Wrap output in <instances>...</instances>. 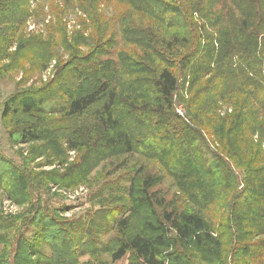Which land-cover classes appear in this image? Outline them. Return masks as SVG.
<instances>
[{
    "label": "rangeland",
    "instance_id": "rangeland-1",
    "mask_svg": "<svg viewBox=\"0 0 264 264\" xmlns=\"http://www.w3.org/2000/svg\"><path fill=\"white\" fill-rule=\"evenodd\" d=\"M189 1L190 19L199 24V0ZM249 1L243 0L246 5ZM154 4L0 0V264H131V253L113 263L115 243L123 234L155 224L162 217L161 201L170 212L203 216L214 238L202 246L193 239L175 249L165 246V254L181 253L188 264H264V235L257 236L256 221L244 215L238 222L247 230L242 239L236 238L239 230L230 222L232 201L246 189L244 174L263 166L251 161L258 154L264 159V115L253 120L252 126L257 123L260 130L245 137L239 136L240 130L231 134L236 121L253 107L244 94L213 99L207 91L218 84L217 75L225 73L228 64L211 58L205 72L210 75L194 85L188 73H180L176 112L204 130L205 145L215 153L229 157V148H238L234 138L245 142L240 147L247 151L232 159L238 182L230 191H207L195 183L188 188V174L180 183L157 159L105 147L97 129L99 107L81 117L66 111L71 90L85 92L72 78L86 66L102 62L110 70L116 67L119 95L125 99L130 88L139 96H151L154 77L169 62L180 65L184 56L198 53L190 59L195 64L210 53L199 52L197 38L169 48L164 25L148 12ZM250 22L253 27L255 21ZM197 97L202 108L190 104ZM27 130L31 135L24 140ZM32 136L38 140L28 141ZM194 138L186 139L188 150ZM73 144L78 146L75 151ZM166 149L167 160L186 156L179 147ZM263 189L259 184L255 190L263 192L261 202ZM193 195L197 201L204 195L206 204ZM167 264L174 262L168 258Z\"/></svg>",
    "mask_w": 264,
    "mask_h": 264
},
{
    "label": "trees",
    "instance_id": "trees-1",
    "mask_svg": "<svg viewBox=\"0 0 264 264\" xmlns=\"http://www.w3.org/2000/svg\"><path fill=\"white\" fill-rule=\"evenodd\" d=\"M152 1L156 4L152 6L153 10L148 12L164 25L166 36L171 38V42L167 44L169 48L175 43L185 44L191 38H197L199 52L203 49L215 54L200 56L195 64L190 59L198 55L196 52L194 55L191 53L184 56L180 65L169 62L154 77L151 96H139L130 88L131 93L125 99H121L119 95L116 67L110 70L107 63L102 62L86 66L78 77L74 75L72 78L80 82L78 87H82L85 92L71 90L66 111L69 116L81 117L99 107L97 115L100 120L97 129L102 132L105 147L157 159L165 168L178 175L180 183L186 181L185 175L188 174L186 176L191 177V181H187L188 188L190 184L195 183L205 190L218 187V193L230 191L238 182L232 159L239 157L242 151H247V147H240L245 145V142H241L239 137L234 138L236 141L232 142H236L235 146L238 145V148H229V157L206 147L204 130L194 120L188 123L176 112V100L182 90L180 73H188L190 80L193 78L190 83L194 85L210 75V72H205L210 68L211 58L228 64V70L217 75L218 84L209 86L207 91L212 93L213 99H224L234 92L244 94L249 106L253 107L249 114L236 121L231 134L240 130L242 132L239 136L245 137L260 130L259 124H252L253 120L264 115V0H250L246 2L247 5L243 0H199L195 6L201 18L199 24L190 19L189 0H179L178 3L177 0ZM252 19L255 21L253 27L250 24ZM230 36L232 38H229ZM234 58L236 63L230 66ZM233 65L237 66L236 69H233ZM199 97L190 102L193 107L205 106ZM208 103H211V99ZM123 110L126 111L125 116L122 115ZM190 117L192 118V115ZM26 132L24 140L31 135V131ZM262 133L264 136V128ZM193 135L195 138L190 146L191 150H188L185 142ZM178 139L179 142L176 141ZM36 140L38 138L32 136L28 141ZM170 146L179 147L186 156H182L180 160H167L163 152ZM71 147L73 151L78 149L76 144ZM205 153L208 156H204ZM257 156L258 159L251 163L263 166L246 171L243 176L245 192L236 195L231 205L230 222L237 226L239 233L236 238L239 239L247 233V230L240 229L238 224L244 215L252 219L251 221H256L259 228L257 236L264 235V202H261L259 196L263 192L255 193L259 184L264 187V159L261 154ZM196 174H199V177H196ZM203 196L197 201L193 195V199L206 204ZM149 203L153 205L151 199ZM164 205L163 201L159 204V207L163 208L162 217H158L155 224L150 223L147 230L130 236L123 234L118 238L111 252L113 263L123 260L131 253V264H167L168 258L172 259L174 264H188L190 262L188 259L184 261L181 253L167 255L162 249L170 245L175 249L178 243L185 244L191 239L199 246L207 241H214L212 227L203 216L194 213L177 214L168 211ZM227 230L233 232L232 228L228 227Z\"/></svg>",
    "mask_w": 264,
    "mask_h": 264
}]
</instances>
